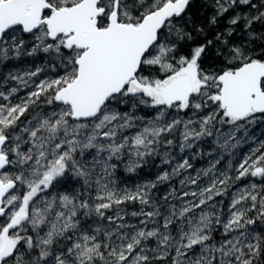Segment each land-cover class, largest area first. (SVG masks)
I'll list each match as a JSON object with an SVG mask.
<instances>
[{
  "label": "snow or ice",
  "instance_id": "obj_1",
  "mask_svg": "<svg viewBox=\"0 0 264 264\" xmlns=\"http://www.w3.org/2000/svg\"><path fill=\"white\" fill-rule=\"evenodd\" d=\"M0 264H264V0H0Z\"/></svg>",
  "mask_w": 264,
  "mask_h": 264
}]
</instances>
